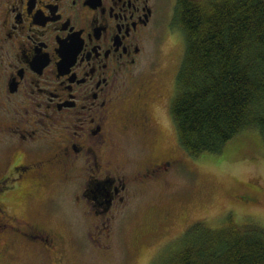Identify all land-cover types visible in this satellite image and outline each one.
I'll use <instances>...</instances> for the list:
<instances>
[{
    "label": "flooded vegetation",
    "instance_id": "flooded-vegetation-1",
    "mask_svg": "<svg viewBox=\"0 0 264 264\" xmlns=\"http://www.w3.org/2000/svg\"><path fill=\"white\" fill-rule=\"evenodd\" d=\"M159 1L0 0V264H11L22 241L37 248V264H68L61 234L32 220L38 200L41 218L101 223L105 234L90 232V245L106 255L128 184L145 196L161 176L169 182L176 151L153 152L161 134L153 136L170 126L154 114L161 87L138 70L156 38ZM173 96L162 101L169 122ZM259 188L249 183L239 199L257 203Z\"/></svg>",
    "mask_w": 264,
    "mask_h": 264
},
{
    "label": "rangeland",
    "instance_id": "rangeland-1",
    "mask_svg": "<svg viewBox=\"0 0 264 264\" xmlns=\"http://www.w3.org/2000/svg\"><path fill=\"white\" fill-rule=\"evenodd\" d=\"M175 3L176 0L159 1L156 38L150 42V49L138 67V70L151 74L154 82L161 87L162 96L154 103V114L163 113L164 123L170 126H160L159 132L153 136L161 134V138L154 143L153 152L160 155L176 151V163L165 174L169 182L161 176L157 189L152 186L151 195L145 196L138 195L139 189L132 182L128 184L132 194L130 203L119 210L120 214L116 213L112 222L114 241L106 255L90 245V232L95 238L105 234L101 223L98 227L85 221L72 225L59 219L63 215L51 220L41 218L37 215L40 201H36L33 222L61 234L67 244L68 264H158L170 246H177L182 237L179 234L197 221L205 220L218 225L232 215L237 220H255L264 224V138L259 132L246 130L238 134L220 154L193 156L180 145L175 121L172 117L169 122L167 111L162 108V101H167L171 90L174 89L173 99L176 96L177 74L186 48L185 33L173 24ZM128 83L131 82L127 81L126 85ZM142 147L138 145L134 150ZM145 154L137 156V159L144 161ZM129 159L128 154L122 158L123 161ZM2 161L0 159V163ZM249 183L260 187L257 203L245 204L239 199V195L244 194L242 188L249 187ZM10 204L12 211L19 208L15 199H11ZM167 212L168 218L160 220L150 232L142 233L147 230V224H153ZM73 235L82 241L85 249L75 247L71 240ZM14 252L11 264L38 262L37 248L23 241Z\"/></svg>",
    "mask_w": 264,
    "mask_h": 264
},
{
    "label": "trees",
    "instance_id": "trees-1",
    "mask_svg": "<svg viewBox=\"0 0 264 264\" xmlns=\"http://www.w3.org/2000/svg\"><path fill=\"white\" fill-rule=\"evenodd\" d=\"M186 35L171 105L180 145L220 154L238 134L264 138V0H177ZM158 264H264V224L227 216L200 220Z\"/></svg>",
    "mask_w": 264,
    "mask_h": 264
}]
</instances>
